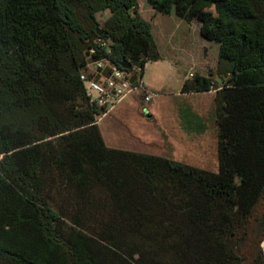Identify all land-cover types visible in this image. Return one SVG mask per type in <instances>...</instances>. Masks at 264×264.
Wrapping results in <instances>:
<instances>
[{"label":"trees","instance_id":"1","mask_svg":"<svg viewBox=\"0 0 264 264\" xmlns=\"http://www.w3.org/2000/svg\"><path fill=\"white\" fill-rule=\"evenodd\" d=\"M146 1L218 44L227 78L180 87L215 89L217 171L103 139L79 75L126 59L137 85L161 58L137 0H0L3 263L242 264L236 233L264 200V0Z\"/></svg>","mask_w":264,"mask_h":264},{"label":"rangeland","instance_id":"2","mask_svg":"<svg viewBox=\"0 0 264 264\" xmlns=\"http://www.w3.org/2000/svg\"><path fill=\"white\" fill-rule=\"evenodd\" d=\"M137 2L140 15L150 24L160 56L164 53L166 57L158 63L148 62L144 69L143 81L146 85L144 84L143 87L149 90L150 101L143 100L141 95L144 88L137 87L131 93L135 96V106L128 104L126 105L127 109L121 111V116L113 115L105 121H100V125H103L106 133V140L113 147L157 155L163 150L167 153V157H170L169 146L165 144L162 148L163 143L168 141H163L159 134L170 132L176 141L178 129L183 126V123L186 126L183 114L202 113L200 117L205 127L204 141L194 149L204 160L211 161L210 168H201L216 172L218 166L214 116L215 89H211L213 94L211 99L208 94H202L204 97H200L201 100L196 101V105L199 106L197 108L194 107L193 98H199L198 96L182 98L176 93L180 89L182 80L191 78L195 74L210 78L213 87L220 85L221 78H227V75L222 73L226 69L225 66L218 64V44L200 36L199 22L196 19L186 21L176 16L173 11L168 14L156 11L146 0H137ZM107 14V11L101 13L100 21ZM140 100L142 103H146V107H149L150 103L153 104L151 106L152 116H149L148 112L145 113L146 107L141 110ZM136 104L140 110H137ZM101 114L96 115L97 121L104 116ZM185 132L193 134L192 131ZM170 142L175 143L173 139H170ZM196 161L198 165L202 166V161ZM65 195V193H60L56 197L60 199ZM236 239L242 264H264V200L255 206L247 224L239 228ZM26 244L32 243L26 242ZM3 260L5 262L0 260V264H10L11 262L10 258Z\"/></svg>","mask_w":264,"mask_h":264},{"label":"built area","instance_id":"3","mask_svg":"<svg viewBox=\"0 0 264 264\" xmlns=\"http://www.w3.org/2000/svg\"><path fill=\"white\" fill-rule=\"evenodd\" d=\"M98 43L109 53L108 41L98 39ZM95 53V49L90 50ZM121 65L111 62L107 57L96 58L86 65V70L79 75L85 87V94L91 105L102 108L101 116L116 107L127 95L131 94L137 87H143L139 81L133 85L132 72H128ZM144 101H150L151 95L144 88Z\"/></svg>","mask_w":264,"mask_h":264},{"label":"crops","instance_id":"4","mask_svg":"<svg viewBox=\"0 0 264 264\" xmlns=\"http://www.w3.org/2000/svg\"><path fill=\"white\" fill-rule=\"evenodd\" d=\"M165 57H166V55L164 53H162L161 58L159 60L150 61V62L158 63L159 61L164 60L163 58H165ZM170 63L174 65V63H172L171 61H170ZM147 64H148V62L145 64L144 69L146 68ZM143 73H144V71H143ZM141 82L143 84H145L144 81H143V75H142V78H141ZM176 94L179 97H182V98L198 96L199 98H193L194 99L193 100V104H194V107H196V108L198 106V104L196 105V101H198V100L200 101L201 100L200 97H204L202 94H204V95L208 94V96H210V99H211V97H213V94H212L211 90L210 91H205V92H197V93H182V92H180V89H179ZM202 99H205V98H202ZM206 99H207V97H206ZM208 100H209V98H208ZM135 102H136L135 96L129 94L116 107H114L112 110L107 112L101 119H99L97 121V123L99 125V128H100V131H101V134L103 136V139H104V141L106 142L107 145H109V143L106 140V137H105L106 133H105L103 127H102L103 125L102 126L100 125V121L101 120L105 121V120L109 119V117H112L113 115L116 116V117L121 116V114H122L121 111L123 109H124V111L127 109L126 105L131 104L132 106H135ZM150 104L151 105L149 107L148 106L146 107V103H142V101L140 100L141 110H144V109L147 108L145 113L148 112V115L152 116L153 111L151 109V106L153 104L152 103H150ZM136 107H137V110H140V109H138L137 104H136ZM200 116H202V113H199V114H195V113L183 114V118L185 120L186 126L183 123V126H180V129H178V138H177V140L175 141L174 136L170 132H165V134H159V135H161L163 141H168L167 143L166 142H164V143L162 142L163 146L162 145L161 146H162V148H164V145L167 144L169 146V148H170V157L175 159V160H177V161H181V162H184V163H187V164H191V165L200 166V165H198L196 163L197 162L196 160H200V161L203 162L202 166H200V167L210 168L211 161L204 160L201 157L200 154L195 152L196 150L194 149V147L200 145L204 141L203 137H204V134H205V127H204L203 123L201 122V117ZM159 125L161 127H163L160 123H159ZM179 131H180V133H179ZM185 131H192L193 134L186 133ZM194 131H196V132H194ZM170 139H173V141L175 143H171ZM148 153H150V152H148ZM151 154H155V153H151ZM160 154L162 156H168L167 153L164 152L163 150L158 155H160Z\"/></svg>","mask_w":264,"mask_h":264},{"label":"water","instance_id":"5","mask_svg":"<svg viewBox=\"0 0 264 264\" xmlns=\"http://www.w3.org/2000/svg\"><path fill=\"white\" fill-rule=\"evenodd\" d=\"M98 32H100V30ZM120 65L126 69L131 67V64L126 59H122V61L120 62ZM131 81H133V78L131 79Z\"/></svg>","mask_w":264,"mask_h":264}]
</instances>
